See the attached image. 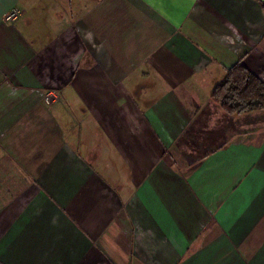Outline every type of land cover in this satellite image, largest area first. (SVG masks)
<instances>
[{
  "label": "crops",
  "instance_id": "obj_1",
  "mask_svg": "<svg viewBox=\"0 0 264 264\" xmlns=\"http://www.w3.org/2000/svg\"><path fill=\"white\" fill-rule=\"evenodd\" d=\"M238 61L264 81V0H0V264H264Z\"/></svg>",
  "mask_w": 264,
  "mask_h": 264
},
{
  "label": "trees",
  "instance_id": "obj_2",
  "mask_svg": "<svg viewBox=\"0 0 264 264\" xmlns=\"http://www.w3.org/2000/svg\"><path fill=\"white\" fill-rule=\"evenodd\" d=\"M211 99L231 115L264 109V81L238 61L215 84Z\"/></svg>",
  "mask_w": 264,
  "mask_h": 264
},
{
  "label": "rangeland",
  "instance_id": "obj_3",
  "mask_svg": "<svg viewBox=\"0 0 264 264\" xmlns=\"http://www.w3.org/2000/svg\"><path fill=\"white\" fill-rule=\"evenodd\" d=\"M254 111H256V110H254ZM223 112H225V111H223ZM249 112H252V111H249ZM207 135H209V134H207ZM188 139H192L193 140L192 143L188 142ZM188 139H187L188 143L184 144L183 148L180 151V154H182V150H183V155L181 158L183 159V161L185 163H186V161H191V160H194L196 157H199L206 150L205 148H202L203 143L201 141L197 142L196 138L192 137L191 135H188Z\"/></svg>",
  "mask_w": 264,
  "mask_h": 264
},
{
  "label": "built area",
  "instance_id": "obj_4",
  "mask_svg": "<svg viewBox=\"0 0 264 264\" xmlns=\"http://www.w3.org/2000/svg\"><path fill=\"white\" fill-rule=\"evenodd\" d=\"M19 17V10L16 8L11 9L6 15V21H14ZM61 98L60 93L56 89L46 90L42 96V101L46 106H51Z\"/></svg>",
  "mask_w": 264,
  "mask_h": 264
}]
</instances>
